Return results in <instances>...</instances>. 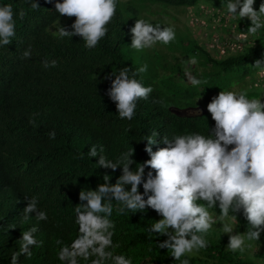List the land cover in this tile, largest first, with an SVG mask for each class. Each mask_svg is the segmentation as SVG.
Masks as SVG:
<instances>
[{
  "label": "trees",
  "instance_id": "obj_1",
  "mask_svg": "<svg viewBox=\"0 0 264 264\" xmlns=\"http://www.w3.org/2000/svg\"><path fill=\"white\" fill-rule=\"evenodd\" d=\"M198 1L119 0L116 15L107 26V36L89 50L80 36L56 38L59 24L71 31L75 17L59 16L54 4L36 0L40 8L33 10L27 0H0L11 4L16 20L15 38L0 47V264H10L12 253L19 250L22 232L33 225L39 229L35 233L38 246H33L31 257L20 255L19 264H62L57 258L61 245L56 241L68 244L77 234L74 208L81 203L79 192L95 190L104 182L105 174L113 184L122 174L121 168L113 171L99 167L98 157H88L92 145H103L104 155L113 161L131 151L138 167L150 159L144 151L145 136L159 132L156 139L160 141L164 135L171 137L186 131L207 134L208 125L214 126L207 110L181 117L170 110L179 108L175 103L189 106L211 100L221 89L233 90V86H240L258 71L250 65L264 53V32L252 36L257 40L254 45L246 39L234 53L227 52L224 57L213 56L208 47L181 35L167 45L166 52L131 50L129 29L147 4L192 7ZM260 2L256 0V10ZM20 10L25 12L23 19L18 16ZM235 22L232 31L246 35L250 21L245 18ZM29 48L31 58L25 59L23 53ZM193 56L198 60L194 66L188 62ZM52 60L57 62L56 67L45 68V62ZM143 64L148 65V70L137 79L145 86L151 85L153 92L147 100L138 101L131 121L122 120L106 94L108 77L123 66L135 71ZM185 71L208 83L193 88L181 80ZM241 90H245L243 86ZM247 92L250 98L260 95L253 84ZM33 120L35 123H30ZM53 131L55 139H50ZM158 146L164 147L162 143ZM155 150L157 145H153ZM32 196L47 212V221L37 222L35 212L29 214V220H22L25 197ZM211 211L219 215L217 209ZM111 219L116 222L113 242L120 245L115 249L117 254L131 257L133 264H173L170 252L157 246L166 237L152 240L145 233L160 219L155 211L119 216L114 207ZM234 222L240 233L247 230L241 214ZM208 240L209 247L192 256L190 264H255L239 252L227 251L220 238L208 234ZM256 243L264 247V233Z\"/></svg>",
  "mask_w": 264,
  "mask_h": 264
},
{
  "label": "clouds",
  "instance_id": "obj_2",
  "mask_svg": "<svg viewBox=\"0 0 264 264\" xmlns=\"http://www.w3.org/2000/svg\"><path fill=\"white\" fill-rule=\"evenodd\" d=\"M54 4L59 16L75 17L71 31L60 26L55 31L59 40L80 36L86 49H94L107 36L108 25L117 11L119 0H46ZM33 10L40 8L36 0H27ZM222 11L227 18H247V36L257 37L264 32V0L258 10L256 0H220ZM19 18L25 12L20 10ZM153 24L139 18L130 27V47L137 51L153 48L157 44L170 45L176 40L173 26ZM16 36V20L11 4L0 3V47L9 45ZM257 41V40H256ZM254 41V43L256 42ZM31 49L24 51L30 59ZM190 65H196L195 56L188 58ZM56 61L45 62L44 67H56ZM251 67L257 75L264 76V53ZM148 65L143 64L135 71L123 66L118 73H111L107 96L115 103L118 117L131 121L136 116L138 101L147 100L153 92L151 85L145 86L137 79L145 73ZM186 84L201 88L207 79L185 71ZM185 81V80H184ZM206 110L215 122L208 125V133L185 132L169 137L164 135L157 141L159 132L145 136L144 151L150 157L143 163L131 158L133 152H123L115 161L105 155L103 145H92L87 153L90 158L98 157L99 167L122 169L116 182L109 183L105 174L104 182L95 190L79 192L80 204L74 208L78 231L70 243L62 240L57 258L62 264H133V259L115 249L113 242L116 222L111 219L115 212L119 216L128 212L145 213L149 209L160 217L145 229L148 239L166 237L157 243L159 249H167L173 264H190V258L209 247L208 234L219 219L223 233L229 234L226 250L245 254L254 246L260 247L264 233V93L250 98L247 90L239 92L229 88L221 89L211 97ZM203 109H196L201 113ZM35 123V121H30ZM50 132L49 138L55 139ZM155 137V138H153ZM162 143L164 147L158 145ZM153 145L157 150L153 151ZM83 159V154L81 155ZM136 164L135 168L130 166ZM149 169L147 172L145 171ZM143 188V192L140 188ZM27 206L23 209L22 220L36 213L37 222L47 221L48 214L39 207L37 197H25ZM115 202V205L114 203ZM217 209L218 217L211 210ZM241 214L247 222V230L235 232L232 221ZM38 227L22 232L20 247L11 255L10 264H19L20 255L32 256L33 246H38L35 233Z\"/></svg>",
  "mask_w": 264,
  "mask_h": 264
},
{
  "label": "rangeland",
  "instance_id": "obj_3",
  "mask_svg": "<svg viewBox=\"0 0 264 264\" xmlns=\"http://www.w3.org/2000/svg\"><path fill=\"white\" fill-rule=\"evenodd\" d=\"M219 2L220 0H199L197 4L192 7H165L163 5L147 4L139 18L146 19L153 24L173 26L176 35L186 36V39H193L200 45L208 47L215 57H224L227 52L228 54L234 53L233 51L236 48H239L246 39H248L251 45H254V39L252 36L235 34L232 31L236 25L235 19L226 17V14L220 9L221 6L218 5ZM135 20L132 21V26H134ZM130 44L131 41L129 45ZM167 49V46L157 44L148 50L150 52H166ZM131 50L135 49L131 48ZM176 55L180 56L179 53ZM169 60L171 61L170 55ZM181 80L187 82L184 74L182 75ZM250 84H253L256 87V90L260 95L264 93V76L257 75V72L248 77L246 82L240 86H233V91L239 92L241 86H243L245 90H249ZM209 102L210 100L206 99L198 101V105L190 104L189 106L175 103V107L181 109L201 108L206 110V105ZM214 216L218 217V215ZM221 223L222 222L217 219L216 225L213 226L209 235L212 237L214 236L215 238H220L227 246L229 234L223 233ZM232 224L233 227L236 228L233 234L239 232L234 221H232ZM240 256L255 264H264V247L260 246L258 248L254 246L250 251L243 255L240 254Z\"/></svg>",
  "mask_w": 264,
  "mask_h": 264
},
{
  "label": "water",
  "instance_id": "obj_4",
  "mask_svg": "<svg viewBox=\"0 0 264 264\" xmlns=\"http://www.w3.org/2000/svg\"><path fill=\"white\" fill-rule=\"evenodd\" d=\"M195 109H197V108H194V109H190V108L189 109H186V108L185 109H179V108H172L171 109L170 108L172 113L176 114L177 116H181V117L193 116L194 112L196 111ZM202 112L205 113L206 111L203 109Z\"/></svg>",
  "mask_w": 264,
  "mask_h": 264
}]
</instances>
